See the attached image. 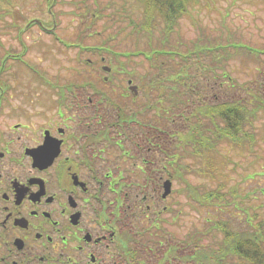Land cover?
I'll use <instances>...</instances> for the list:
<instances>
[{"label": "flooded vegetation", "instance_id": "af4514ba", "mask_svg": "<svg viewBox=\"0 0 264 264\" xmlns=\"http://www.w3.org/2000/svg\"><path fill=\"white\" fill-rule=\"evenodd\" d=\"M83 53L76 49L85 68L95 71L90 56L107 57ZM113 62L100 67L112 74ZM42 76L48 109L30 115L33 132L16 122L0 138V264H147L141 232L158 219L161 180L152 139L158 107L144 114L151 98L142 88L152 83L141 81L140 91L128 75V90L114 97L117 82L95 77L60 84ZM100 85L110 86L111 94L96 97ZM9 88L1 80L0 119L4 109L22 111L7 96ZM137 96L144 99L138 107Z\"/></svg>", "mask_w": 264, "mask_h": 264}, {"label": "rangeland", "instance_id": "374dc122", "mask_svg": "<svg viewBox=\"0 0 264 264\" xmlns=\"http://www.w3.org/2000/svg\"><path fill=\"white\" fill-rule=\"evenodd\" d=\"M89 1L92 3L91 0ZM101 1L104 2L105 0ZM76 2L78 1L56 0V3L52 7L51 14L47 7V0H0V84L1 80L9 84L10 88L7 89L6 94L10 100L12 99V103H16V106L22 110H17V114L15 115L14 112L4 109L3 117L0 119V128L2 129H0V138L7 136L10 132V125L16 122L28 124L30 126L29 133L33 132L37 124L31 121L36 119L33 116L30 117V115L34 114L35 110L42 109L43 107L48 109V106H46V92L43 86L38 83V81H41L40 78L42 75L56 80L60 84H68L76 80L78 81V85H80L82 81H89V79H95V77L96 80L100 82H106L107 80L113 84L117 82L120 84L121 88L113 85L115 87L114 97H116L118 93H123L124 90H128L126 87L127 76L129 75L133 79L132 83L138 84L140 91L143 89L144 93H147L151 98L149 103L146 104V113L144 114L147 116L154 112L152 104L158 107V104L162 103L158 100V96H165L171 92L177 93V97L182 98L183 102H185L183 104H178L176 102V106H173L172 109L176 108V112L180 110L181 112L187 113H178L174 116H168L169 120L166 119L162 123V127L158 128V134L152 137V139L158 141V181L161 178L160 182H158V209L164 208V205L170 202H173V206L175 204L178 206L175 209L176 212H161L158 214L162 219L161 224L165 230V238L156 245H150L144 248L147 264H160L161 257L168 258L167 254L169 252L165 251L167 246L171 249L172 245H170V243L178 244L177 253L179 255L192 252L194 245L184 243L183 241L186 232H196L199 236L204 232L203 235H201L204 239L200 241L218 243L222 236L220 233H216L210 226L209 223L211 219L218 217L225 219L230 217L231 221L228 228L233 231L247 230L251 226H255L256 221L259 222L261 219L264 220V144L262 140H260V146H257L255 154H252V152H249L247 149L240 152V150L238 151L225 144L222 140L216 144L217 153H219L217 156L219 159L222 158L225 160V156H228L229 161H227L225 165L223 162L224 160L217 159V166L221 167L224 165L222 170L226 174L227 184H235L237 186L238 196L235 200L237 201L238 199L245 198L244 202L240 204L241 206L238 205V207L233 208L231 212H214L211 205L203 206L199 204L191 196V186L188 185V187L186 184L190 182L191 185L192 183L197 185L205 179L203 175L195 174L191 171H184L185 163L189 162L190 165L196 162V164H205L204 162L199 163L188 148L189 146L180 142V140L183 139L182 135L186 134L190 129L189 124L193 122L190 119L191 113H188V111L193 108V104L195 103H200L202 101L213 103L218 100L231 98L234 95L233 94L231 97L227 95L232 92L225 90V84L222 83L225 81L223 77L212 76L210 73L202 70V64L206 66L212 62L211 55L208 53H201L200 56H198L195 53H190L185 62H183L179 56H175L174 58L160 57L158 59V65L161 66L159 64L160 61L164 62L161 69L157 67L158 65H155L156 67H154V65L152 66V60L150 61L140 54L130 55L129 57L117 55V58L114 56H107L105 60L101 61L104 65L109 66V61L113 59L114 62L112 64L114 65L110 67L112 74L101 69L100 65L102 62L99 61L100 57L95 58V56L91 55V58L97 60V62L91 64L94 66L96 64L98 69L95 71L91 68H85V59H80L77 56L76 49L80 48L81 50H85L84 46H86L88 50L93 51L94 48H92L91 45L92 43L100 42L101 35L94 34L89 37H82V30L84 32L90 31V25H86V23L90 22L89 19H91V16L90 13H87V15L82 18L78 14L72 12L73 10H78L75 4ZM202 3L209 4V8H207L205 4L202 6H195L192 8V13L197 19L198 24L204 26V30L208 31L213 38H220L218 35L222 28L224 34L227 30H232L233 32L229 31V34L235 41L249 39V43L252 45H260L264 42V0H202ZM100 4H102V2ZM82 5L81 3V6ZM139 8H141L140 4L137 3V5L132 6L129 10L136 14L139 12ZM53 15H55L56 18H53ZM30 18L34 19L35 24H33L31 28L23 31V42L20 43L17 39V25H23ZM56 19L58 21L55 25L53 22H55ZM104 20L105 18L99 19L92 28L102 31V22H104ZM36 21H41V23L43 22L47 24L48 27L50 26L53 28V31L59 38H54L51 32H46ZM108 30L109 31H105L106 33L102 31L104 32L102 36H105L111 31L115 32V25H112ZM177 30L181 36L180 34L176 36V33H173L169 37V42L172 43V40L173 42H179L177 46L182 52L192 51L197 42H202V35L198 33V28L196 29L193 21H191L187 15L180 19L177 24ZM239 32H242L243 38ZM152 33L153 37H151ZM138 36L140 43L136 45V48L142 49L147 47L150 50L151 46H158L161 31L155 28L149 34L141 32ZM179 36L180 40L178 39ZM114 41L116 50L119 52L127 50V53L133 50L135 46L133 40L129 38L128 33L118 34L114 37ZM73 43L75 45L74 49L73 47L65 46L66 44ZM116 50L110 48L112 53L116 52ZM6 53L10 56L4 57ZM89 54L90 53H83L82 58ZM243 54L244 56L241 53L232 52L229 57L226 56V63L214 68L221 71L219 68L223 67V70L240 82L249 80L251 73H253L256 78L255 71L259 66H254V64H257V62H254L251 57H246V53ZM184 64L189 75L186 80L183 81L182 85L178 84L177 91H171L175 85V76L173 73ZM82 65V69L85 70L80 68ZM116 65L120 66L114 67ZM260 67L262 71L264 65H260ZM153 74H155L156 79H158L155 80L153 84H145L141 89V81L147 83ZM105 75L108 77L105 78ZM258 78L262 80L260 89L264 93V70L258 75ZM188 87H190V89ZM98 88L100 92L96 94V97H104L103 93L108 96L111 94L110 86L108 85H100ZM78 90H80V88H78ZM88 91L91 90L88 89ZM198 91L201 92L199 95L201 97H199L200 99H195L193 95ZM186 95L189 96V99L184 101ZM53 96L61 97L58 94L55 95L54 92L51 93V97ZM137 98L140 99V101L137 100L135 104L138 107L144 102V99L138 96ZM156 117L159 116L156 115ZM30 118L32 119L30 120ZM204 118L206 122L212 120L211 117L204 116ZM189 119L191 122H189ZM30 121L32 123H30ZM160 121L158 120V123ZM261 125V121H256L258 130H260ZM207 128L208 129L204 131L205 134H211L212 127L210 126ZM177 141H179L180 146L177 145V147H175ZM189 142L190 141H187L188 145ZM161 144L166 147L163 148L164 152L162 151ZM165 151L173 153L172 157L167 156V158L163 160L162 157L165 156ZM167 161H170V163ZM164 167L169 169L168 176L165 173L167 169ZM162 168H164V171ZM165 177L171 180V191L165 200H161L160 195L163 191L162 181L166 179ZM166 201L168 202L166 203ZM242 206H244V208H242ZM255 206H257L255 209H257L258 212L253 216L251 211ZM134 220L141 221L144 220V218L140 217ZM191 263V259L187 261L183 259V256L177 255H173L171 258L164 261V264Z\"/></svg>", "mask_w": 264, "mask_h": 264}, {"label": "trees", "instance_id": "16d2710c", "mask_svg": "<svg viewBox=\"0 0 264 264\" xmlns=\"http://www.w3.org/2000/svg\"><path fill=\"white\" fill-rule=\"evenodd\" d=\"M77 1L78 2L75 4L78 10H73L72 12L78 14L82 18H84L87 13H90L91 16V19H89L90 22L86 23V25H90V31L84 32L82 30V37H89L94 34L102 36L105 31H109L108 29L112 25H115V32L111 31L103 36L100 42L92 43L91 47L94 48V52L104 54L105 52H109L110 48L116 50V44H110L109 41L120 33H128L129 38L135 43L133 48L137 49L128 51V56L135 54L143 55L146 59L152 60V66L154 65V67L158 65V59L160 57L174 58L175 56H179L180 59L185 62L190 53H195L198 56H200L201 53H208L211 55L212 62L206 66L202 64V70L210 73L212 76L223 77L226 81L222 80V83L225 84V90L232 92L227 95L230 97L234 95L231 98L218 100L213 103H207V101L195 103L193 104V108L188 111V113H191L190 119L193 122L189 119V122H191V124H189L190 129L186 134L182 135L183 139L180 140V142L189 146L188 148L199 163L204 162L205 164H196V162L193 164L195 166H193L188 162L184 164V171H191L195 174L203 175L205 179L197 185L193 183L191 185L190 182L186 184L187 186H191V196L203 206L211 205L214 212H231L233 208H235L234 205L236 202L238 207L241 202H244L245 198L238 199L237 201L235 200L238 196V188L235 184H227L226 174L222 170L223 166L229 161L228 156H225V160L220 158L224 160V165L218 167L217 159H219V157L217 155L219 153H217L216 144L222 140V142H225V144L238 151L240 150V152L247 149L249 152H252V154H255L257 146H260V140H262L264 144V93L260 89L262 80L258 78V75L264 70L261 71L262 68L260 67V65H264V42L260 45H252L249 43V39L235 41L229 34V31H233L227 30L224 34L222 28L218 35L220 38H213L208 31L204 30V26L198 24L197 19L192 13L193 7L202 6L207 3H202V0H105L104 2L101 0H91L92 3H90L89 0ZM101 2L102 4H100ZM55 3L56 0H47L49 11H52V7ZM81 3L83 4L82 6ZM137 3L140 4L141 8H139L138 13L134 14L129 9L137 5ZM205 6L209 8V4H205ZM50 13L52 14V12ZM185 15L193 21L196 29L198 28V33L202 35V42H197L193 47L194 50L182 52L177 46L179 42H173L172 40L171 43L169 42V37L173 33H176V36L180 34L177 30V24ZM53 18H56V16L53 15ZM102 18H105L101 28L104 32L92 28V26ZM57 21L56 19V24ZM33 24H35L34 19L30 18L23 25H17V39L20 43L23 42V31L31 28ZM155 28L161 31L158 46H151L150 50L147 47L142 49L136 48V45L140 43L138 35L141 32L149 34ZM239 34L243 38L242 32H239ZM180 36L178 37L179 40ZM151 37H153V33ZM84 47L86 48V46ZM126 51L127 50L122 52L126 53ZM232 52L241 53L243 56V53H246V57H251L254 62H257V64H254V66H259L255 71L256 78L255 75L251 73L249 80L240 82L223 70V67L219 68L221 71L214 68L226 63V56L229 57ZM110 53H112V51ZM117 53V50L113 52V54ZM7 56L10 55L8 53L4 54V57ZM159 64L161 66L158 65L157 67L161 69L164 62L160 61ZM157 72L159 73L158 70ZM155 74L152 75L148 82L153 84L154 81L158 79H156ZM173 75L175 76V85L171 91H177L178 84L182 85L183 81H185L189 75L185 69V64L173 73ZM188 88L190 89V87ZM200 93L201 92L198 91L194 94V98L200 99ZM146 95L149 96L148 94ZM177 96L178 94L174 92L165 96H158V100L162 102L158 104V120H161L158 123V128L162 127V123L166 119L169 120L168 116L185 113L180 110L176 112V108L172 109L173 106H176V102L178 104L185 103L182 98H178ZM188 99L189 96L186 95L184 101ZM204 116L211 117L212 120L210 118L211 121L206 122L204 121ZM256 121L262 122L260 130L256 127ZM210 126L212 127V133L205 134L204 131ZM187 141H190L189 145ZM177 145L180 146L179 141H177L175 147H177ZM161 148L164 152L163 148L166 147L162 145ZM172 154L173 153H169V151H165V156H163L162 159H166L167 156L172 157ZM167 162L170 163V161ZM164 168H162L163 171ZM165 169H167L165 173L168 176L169 169ZM161 200H165V198H161ZM167 202L168 201H166V203ZM177 206V204L173 206V202L167 203L164 205V208L158 209V214L161 212H176L175 209ZM252 214L255 216L256 212H252ZM230 221V217L225 219L218 217L210 220V226L216 233H220L222 236L218 243L200 241L204 239L201 237L204 232H202L200 236L196 232H186L183 241L184 243L194 245L192 252L179 255L177 253L178 244L169 242L172 247L170 249V247L167 246L165 251L169 252L167 254L168 258L161 257L160 264H164V261L168 260L173 255L183 256V259L187 261L191 259V264H264V220L261 219L259 222L256 221V225L248 228V231H233L229 229L228 226H230ZM147 223H149V221ZM161 223L162 219L158 216V219H154L153 222L143 227L141 237L142 241H145L146 246L156 245L165 238V230Z\"/></svg>", "mask_w": 264, "mask_h": 264}, {"label": "water", "instance_id": "95a60500", "mask_svg": "<svg viewBox=\"0 0 264 264\" xmlns=\"http://www.w3.org/2000/svg\"><path fill=\"white\" fill-rule=\"evenodd\" d=\"M171 191V180L169 178L165 179L163 181V191L161 196L165 197L166 195H168Z\"/></svg>", "mask_w": 264, "mask_h": 264}, {"label": "bare ground", "instance_id": "6f19581e", "mask_svg": "<svg viewBox=\"0 0 264 264\" xmlns=\"http://www.w3.org/2000/svg\"><path fill=\"white\" fill-rule=\"evenodd\" d=\"M102 37H103V36H101L100 39H102ZM114 42H115L114 39H111V40L109 41L110 44H114Z\"/></svg>", "mask_w": 264, "mask_h": 264}]
</instances>
